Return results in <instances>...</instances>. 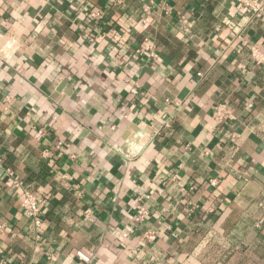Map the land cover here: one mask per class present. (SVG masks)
Returning <instances> with one entry per match:
<instances>
[{
  "label": "crops",
  "instance_id": "0c3cea01",
  "mask_svg": "<svg viewBox=\"0 0 264 264\" xmlns=\"http://www.w3.org/2000/svg\"><path fill=\"white\" fill-rule=\"evenodd\" d=\"M253 46L240 0H0L2 264H264Z\"/></svg>",
  "mask_w": 264,
  "mask_h": 264
},
{
  "label": "built area",
  "instance_id": "2783aa9c",
  "mask_svg": "<svg viewBox=\"0 0 264 264\" xmlns=\"http://www.w3.org/2000/svg\"><path fill=\"white\" fill-rule=\"evenodd\" d=\"M118 1V0H115ZM242 4L250 9L254 14L261 15L264 13V5L258 1V0H240ZM173 9L172 7H165V13L170 14L172 13ZM99 14H93V17L98 16ZM245 45V44H244ZM246 46V45H245ZM145 50L147 52L151 53V56L153 58L157 57V54L153 52V49L151 46L147 45ZM250 53L252 56V61L257 66L264 67V54L257 48V47H250ZM218 116L220 118H223L224 112L222 109H217ZM44 136V131L42 129H39L35 132V138L40 140ZM59 147L61 144L58 145ZM12 175V174H11ZM13 184L16 188L21 189L23 192V199L21 202V207L23 208L25 214L27 215L28 219L32 222L34 228L38 231L41 229L43 221L41 217V210H40V203H39V196L33 192H31L27 187L24 186L23 182L19 180L17 177L13 176ZM210 184L212 186L216 185L215 180H211ZM87 214H90V211H87ZM148 215V211L146 208L142 205L137 206V213L135 217V222L137 224L143 223ZM147 239L149 242H153L155 240V234L153 232H150L147 234ZM80 258H82L85 261H89L88 258L84 257L82 254H78ZM153 264H161L158 262H152ZM0 264L2 262L0 261Z\"/></svg>",
  "mask_w": 264,
  "mask_h": 264
}]
</instances>
